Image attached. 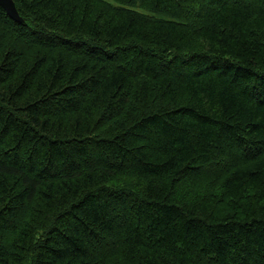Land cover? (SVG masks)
<instances>
[{
	"label": "trees",
	"instance_id": "1",
	"mask_svg": "<svg viewBox=\"0 0 264 264\" xmlns=\"http://www.w3.org/2000/svg\"><path fill=\"white\" fill-rule=\"evenodd\" d=\"M0 7V264H264V0Z\"/></svg>",
	"mask_w": 264,
	"mask_h": 264
},
{
	"label": "water",
	"instance_id": "2",
	"mask_svg": "<svg viewBox=\"0 0 264 264\" xmlns=\"http://www.w3.org/2000/svg\"><path fill=\"white\" fill-rule=\"evenodd\" d=\"M0 7L4 9L6 14L15 21H23V19L19 16V13L15 7L13 0H0Z\"/></svg>",
	"mask_w": 264,
	"mask_h": 264
},
{
	"label": "rangeland",
	"instance_id": "3",
	"mask_svg": "<svg viewBox=\"0 0 264 264\" xmlns=\"http://www.w3.org/2000/svg\"><path fill=\"white\" fill-rule=\"evenodd\" d=\"M109 1V0H108Z\"/></svg>",
	"mask_w": 264,
	"mask_h": 264
}]
</instances>
